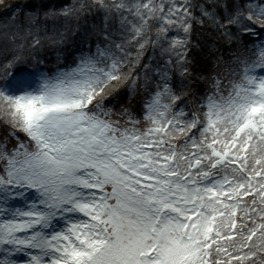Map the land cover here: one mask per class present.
<instances>
[{"label":"snow or ice","instance_id":"1","mask_svg":"<svg viewBox=\"0 0 264 264\" xmlns=\"http://www.w3.org/2000/svg\"><path fill=\"white\" fill-rule=\"evenodd\" d=\"M0 264H264V0H0Z\"/></svg>","mask_w":264,"mask_h":264},{"label":"trees","instance_id":"2","mask_svg":"<svg viewBox=\"0 0 264 264\" xmlns=\"http://www.w3.org/2000/svg\"><path fill=\"white\" fill-rule=\"evenodd\" d=\"M54 59V58H53Z\"/></svg>","mask_w":264,"mask_h":264}]
</instances>
